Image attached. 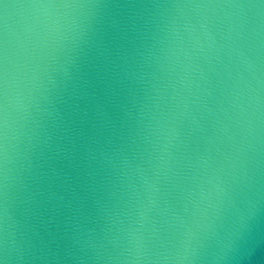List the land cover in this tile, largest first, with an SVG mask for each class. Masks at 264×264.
Masks as SVG:
<instances>
[{
	"label": "water",
	"instance_id": "1",
	"mask_svg": "<svg viewBox=\"0 0 264 264\" xmlns=\"http://www.w3.org/2000/svg\"><path fill=\"white\" fill-rule=\"evenodd\" d=\"M0 264H264V0H0Z\"/></svg>",
	"mask_w": 264,
	"mask_h": 264
}]
</instances>
